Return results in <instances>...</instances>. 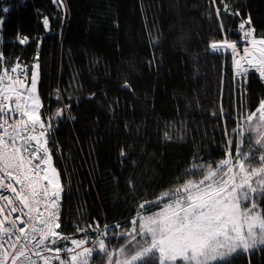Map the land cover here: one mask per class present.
<instances>
[{
  "label": "trees",
  "instance_id": "obj_1",
  "mask_svg": "<svg viewBox=\"0 0 264 264\" xmlns=\"http://www.w3.org/2000/svg\"><path fill=\"white\" fill-rule=\"evenodd\" d=\"M63 4L61 12L52 0H0L10 9L0 11V73L20 64L30 77L39 64V115L51 125L48 149L63 189L57 231L68 237L57 246L84 239L95 248L106 229H131L139 205L193 163L215 166L233 151L240 116L264 100V79L256 71L236 78L231 54L210 45L238 41L249 19L246 28L264 38V0ZM229 264H264V250Z\"/></svg>",
  "mask_w": 264,
  "mask_h": 264
},
{
  "label": "snow or ice",
  "instance_id": "obj_2",
  "mask_svg": "<svg viewBox=\"0 0 264 264\" xmlns=\"http://www.w3.org/2000/svg\"><path fill=\"white\" fill-rule=\"evenodd\" d=\"M4 23L0 17V26ZM48 23L44 18L46 28ZM250 23L249 19L239 25L251 48L239 58L234 55L236 75L243 76L250 67L264 79V38L257 40L253 30H246ZM18 40L28 43L27 37ZM210 47L213 52L231 49L236 54L238 45L225 40ZM38 69L37 63L30 87L20 64L0 75V264H90L94 254H103L107 264H229L236 255L264 250V211L256 202L258 196L264 198V100L246 117L249 127H239L236 155L229 151L215 166L193 163L173 186L141 203L131 229L117 233L124 240L118 249H108L106 232L95 248L86 247L84 239L58 247L59 241L68 239L57 231L63 189L47 147L51 125L39 115ZM249 133L254 141L245 140ZM164 138L170 140L171 135L165 132ZM245 144L248 152L243 151ZM255 152L260 153L258 158ZM257 159L258 166L253 167ZM152 206L158 210L142 211Z\"/></svg>",
  "mask_w": 264,
  "mask_h": 264
},
{
  "label": "rangeland",
  "instance_id": "obj_3",
  "mask_svg": "<svg viewBox=\"0 0 264 264\" xmlns=\"http://www.w3.org/2000/svg\"><path fill=\"white\" fill-rule=\"evenodd\" d=\"M53 1V3H54V5H55V7L57 8V9H59L60 11L62 10L63 12L65 11V9H64V4H63V6H61V4H60V0H52ZM63 3H64V0H63ZM61 11V12H62ZM246 27V26H245ZM246 30H249L248 28H246ZM241 34H242V36L240 37V39L238 40V41H229L230 43H236L237 45H238V48H237V51L238 52H242V51H244V49L245 48H251V45L250 44H248L246 41H245V39H244V32L243 31H241L240 32ZM255 39H261V38H256L255 37ZM221 42H223V41H221ZM239 45H241L240 47H239ZM212 50V49H211ZM219 52H222V53H224V54H231V56H233L234 55V53L232 52V50L231 49H227V50H225V49H222L221 51H219ZM219 52H217V53H219ZM238 55V54H237ZM238 56H240V55H238ZM234 57V56H233ZM234 61V60H233ZM37 63H35V64H33V65H36ZM16 64H14L13 65V67L15 66ZM21 70H22V72L23 73H25L26 75H27V72H26V69H25V67H22L21 68ZM8 71H10V69L8 70ZM248 71H255L254 69H248ZM258 73V72H257ZM259 74V73H258ZM237 77H241V76H237ZM38 79H39V76H38ZM27 84H28V86L30 87V85H31V76L29 77V80L27 81ZM40 111V110H39ZM248 116V115H247ZM247 116H244V118H242L241 116H240V119L238 120V122H239V125H238V127H243L244 129H247L248 127H249V125H248V123L246 122V117ZM38 133V132H37ZM236 133V138H235V146H234V148H233V151H231V150H229V151H231V153H232V155L233 156H235L236 155V145L240 142V135H239V132L237 133V132H235ZM254 135V134H253ZM248 139H249V134H247L246 136H245V140L246 141H248ZM231 147V146H230ZM243 151H245V152H248L249 151V148H248V146H247V144H245V146H244V148H243ZM259 157V155L257 156V158ZM258 163H259V161H258V159H257V161L252 165L253 167H255V166H258ZM62 197V196H61ZM60 201H61V198H60V200H59V203H60ZM256 202H257V204H258V207H259V209L261 210V211H264V208L262 207V203L264 204V198H262V197H257V200H256ZM161 207H162V205H161ZM59 208V207H58ZM57 210H59V209H57ZM158 209H154V210H151V211H149V213H147V214H151V213H153V212H155V211H157ZM132 221V220H131ZM124 230H127V229H122V228H120L119 230H117V233H119V232H121V231H124ZM106 233H107V237H106V242H107V247H108V249L110 250V251H115L116 249H118L123 243H124V240L122 239V238H120L117 234H116V232H115V234L113 235V236H109L108 235V229H106V231H105ZM108 239H110L111 241H109ZM72 246V245H71ZM70 246V247H71ZM97 247V246H96ZM246 254H248V253H246ZM99 263V264H107V260H106V258L104 257V255L103 254H94V258L90 261V264H97V262ZM94 262H96V263H94Z\"/></svg>",
  "mask_w": 264,
  "mask_h": 264
},
{
  "label": "bare ground",
  "instance_id": "obj_4",
  "mask_svg": "<svg viewBox=\"0 0 264 264\" xmlns=\"http://www.w3.org/2000/svg\"><path fill=\"white\" fill-rule=\"evenodd\" d=\"M240 46H241V45H240ZM240 46H239V47H240ZM243 52H244V51H242V52L240 53V52L237 51V53H236L237 58H239L240 56H243ZM237 54L240 55V56H238ZM0 57H1V55H0ZM4 70H5V69H2L0 75L3 74ZM9 72H10V71H9ZM24 74H25V73H24ZM25 75H26V74H25ZM234 75H235V77L237 78L236 70H234ZM26 76H27V75H26ZM238 78H239V77H238ZM5 79H6V78H5ZM28 80H29V76H27V81H28ZM61 195H62V192H61ZM92 243H93V241H92ZM90 244H91V243H90ZM85 246L88 247L87 245H85ZM61 255H62V256H66L67 254H66V253H61Z\"/></svg>",
  "mask_w": 264,
  "mask_h": 264
},
{
  "label": "built area",
  "instance_id": "obj_5",
  "mask_svg": "<svg viewBox=\"0 0 264 264\" xmlns=\"http://www.w3.org/2000/svg\"><path fill=\"white\" fill-rule=\"evenodd\" d=\"M234 55H236V54H234ZM234 55H233V56H234ZM234 67H235V66H234ZM245 67H248V66L245 64ZM248 69H252V68L249 67ZM234 70H235V69H234ZM37 134H38V133H37ZM3 194H4V195H11L10 193H7V192H4ZM15 215H18V213H13V216H15ZM19 226L22 227L23 225H19ZM5 246H7V245H5ZM46 255H47V253H46ZM34 258H35V257H34ZM38 264H42V261H41V262H38Z\"/></svg>",
  "mask_w": 264,
  "mask_h": 264
},
{
  "label": "crops",
  "instance_id": "obj_6",
  "mask_svg": "<svg viewBox=\"0 0 264 264\" xmlns=\"http://www.w3.org/2000/svg\"><path fill=\"white\" fill-rule=\"evenodd\" d=\"M257 40H259V39H257ZM4 66V65H3ZM5 67V66H4ZM23 66L21 65V68H22ZM6 69V68H5ZM8 70V69H7ZM37 84H38V82H37ZM52 165H53V163H52Z\"/></svg>",
  "mask_w": 264,
  "mask_h": 264
},
{
  "label": "water",
  "instance_id": "obj_7",
  "mask_svg": "<svg viewBox=\"0 0 264 264\" xmlns=\"http://www.w3.org/2000/svg\"><path fill=\"white\" fill-rule=\"evenodd\" d=\"M240 46V45H239Z\"/></svg>",
  "mask_w": 264,
  "mask_h": 264
}]
</instances>
